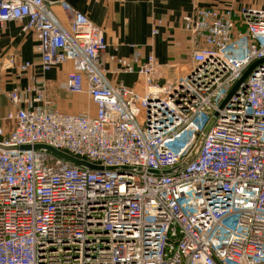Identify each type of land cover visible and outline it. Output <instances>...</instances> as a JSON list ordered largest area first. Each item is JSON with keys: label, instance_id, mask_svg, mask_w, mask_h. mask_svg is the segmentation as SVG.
Wrapping results in <instances>:
<instances>
[{"label": "built area", "instance_id": "built-area-1", "mask_svg": "<svg viewBox=\"0 0 264 264\" xmlns=\"http://www.w3.org/2000/svg\"><path fill=\"white\" fill-rule=\"evenodd\" d=\"M61 8L67 26L44 0H0V27L20 23L36 38L40 75L70 64L59 89L87 97L95 110L50 108L45 83L7 92L0 264H264V0L238 13L199 8L185 16L190 61L165 84L155 79L154 55L110 56L102 28ZM111 62L138 87L113 85ZM31 67L21 65L17 77ZM252 67L246 87L225 103ZM213 118L191 163L149 173L183 163Z\"/></svg>", "mask_w": 264, "mask_h": 264}, {"label": "crops", "instance_id": "crops-1", "mask_svg": "<svg viewBox=\"0 0 264 264\" xmlns=\"http://www.w3.org/2000/svg\"><path fill=\"white\" fill-rule=\"evenodd\" d=\"M48 11L67 26L61 3L68 4L74 11L85 14L90 21L102 28L108 43V54L117 58L130 57L139 51L143 58L152 54L160 63L178 61L183 71L188 67L192 53V42L185 29L183 19L199 8H236L251 6L257 0H44ZM255 2V3H256ZM159 25V26H158ZM158 30L157 35L152 31ZM0 118L13 110L7 92L24 89L36 83H45L46 98L50 108L62 113L75 114L85 107L82 99H62L60 85L71 71V65L52 69L40 75V55L37 41L32 33H23L21 24L7 23L0 27ZM29 62L31 69L21 78L17 77L20 66ZM107 78L113 85L124 84L138 87L135 75L116 72V64H108ZM80 97V96H78ZM85 97V96H83ZM82 112H94L89 99ZM81 112V113H82Z\"/></svg>", "mask_w": 264, "mask_h": 264}, {"label": "water", "instance_id": "water-1", "mask_svg": "<svg viewBox=\"0 0 264 264\" xmlns=\"http://www.w3.org/2000/svg\"><path fill=\"white\" fill-rule=\"evenodd\" d=\"M264 60L260 61V63H263ZM258 64V63H257ZM255 64V65H257ZM254 65V66H255ZM253 66V67H254ZM252 68H250L246 73H244V75L242 76V78L240 79V81L235 85V87L233 88V90L230 92L229 96L227 97L225 103L227 102V100L229 98H231V96L237 91V89L242 86V87H246V80L248 78V76L250 75L251 71H252ZM224 103V104H225ZM214 122V118L211 119V121L209 122V124L207 125V127L205 128V130L203 131V133L200 135L196 145L194 146L193 150L191 151V153L188 155V157L185 159V161H183V163H181L178 167H176L175 169L173 170H169V171H164L163 173H160V172H155V171H149V173L151 174H156V175H159V174H165V175H168V174H174L180 170H182L183 168H185L189 163H191L195 158L196 156L198 155L200 149H201V146L203 144V141L208 133V131L210 130L212 124ZM21 149L23 150H28L30 149V147H22ZM34 149H45V150H48L49 152H51L52 154H54L55 156L61 158V159H64L65 161H68L74 165H77V166H81V167H85V168H88L90 170H101V167H98V166H95V165H92V164H89L88 162H85V161H80V160H77L67 154H64V153H61V152H58L50 147H47V146H35ZM120 170H123V169H120ZM126 170L128 171H143L142 169H139V168H127Z\"/></svg>", "mask_w": 264, "mask_h": 264}, {"label": "rangeland", "instance_id": "rangeland-1", "mask_svg": "<svg viewBox=\"0 0 264 264\" xmlns=\"http://www.w3.org/2000/svg\"><path fill=\"white\" fill-rule=\"evenodd\" d=\"M260 1L261 0H257V2L255 1L256 3L254 2L252 4L253 5H258L260 3ZM242 8H244V7H242ZM234 11L236 12V8H234ZM236 13H238V12H236ZM158 64H159V67H158V69L156 71L155 79L160 84L168 83V82L172 81L173 79H175V77H177V76H179L180 74L183 73V67H182L181 61L180 62H178V61H169L167 63L158 62ZM62 99L75 100V101L78 100V99L84 100L83 101V105L85 107L80 112L85 110V108H87V106H88V101L83 96L78 97V96L68 95V94L64 93L62 95ZM49 104H51L50 101H49Z\"/></svg>", "mask_w": 264, "mask_h": 264}]
</instances>
